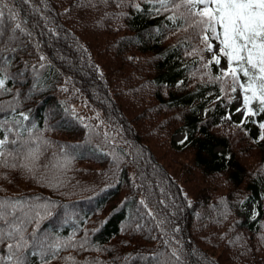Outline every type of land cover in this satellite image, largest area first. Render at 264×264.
<instances>
[{"label": "trees", "instance_id": "1", "mask_svg": "<svg viewBox=\"0 0 264 264\" xmlns=\"http://www.w3.org/2000/svg\"><path fill=\"white\" fill-rule=\"evenodd\" d=\"M4 2L0 264H264V114L222 121L195 32L159 0Z\"/></svg>", "mask_w": 264, "mask_h": 264}, {"label": "snow or ice", "instance_id": "2", "mask_svg": "<svg viewBox=\"0 0 264 264\" xmlns=\"http://www.w3.org/2000/svg\"><path fill=\"white\" fill-rule=\"evenodd\" d=\"M159 3L165 11L173 12L169 20L181 21L178 27L185 31L192 29L203 45V51L212 54L210 60L204 61L206 68L225 62L226 67H221L219 75L213 79L221 83L222 92L230 90L234 93L239 89L243 93V108L236 111L245 119L264 114V0H171V9L169 0H159ZM0 4L7 8L4 0H0ZM4 15L0 8V21ZM15 27L19 29L20 25ZM3 86L4 80L0 79V87ZM259 127L264 129V122ZM260 139L264 140V135ZM4 144L5 140L0 139V147ZM29 155L31 160L37 159L35 153ZM4 156L5 153L0 151V158ZM0 219H4L2 212ZM23 247L19 243L9 244L10 255L6 259L24 264ZM14 249L20 250L21 254Z\"/></svg>", "mask_w": 264, "mask_h": 264}, {"label": "rangeland", "instance_id": "3", "mask_svg": "<svg viewBox=\"0 0 264 264\" xmlns=\"http://www.w3.org/2000/svg\"><path fill=\"white\" fill-rule=\"evenodd\" d=\"M211 55H212L211 53L207 52V56L209 58H211ZM219 67H226L225 62L222 61L221 65ZM234 101H235V108H234L233 112H236L238 117L244 118V116L242 115L241 112L236 111L238 108H243V101L241 98V92L240 91L236 92L235 97H234ZM253 123H255L254 120H253ZM184 135H185V133L183 131H180L179 133H176V135H174L173 140L176 142H180L184 138ZM218 149L220 150L221 148H218ZM160 152H164V151H160ZM245 209L248 213H253L252 206L249 205Z\"/></svg>", "mask_w": 264, "mask_h": 264}]
</instances>
